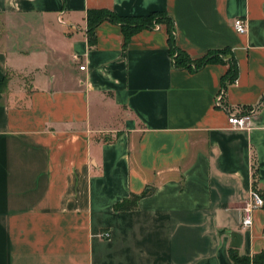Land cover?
Returning <instances> with one entry per match:
<instances>
[{
	"label": "crops",
	"instance_id": "1",
	"mask_svg": "<svg viewBox=\"0 0 264 264\" xmlns=\"http://www.w3.org/2000/svg\"><path fill=\"white\" fill-rule=\"evenodd\" d=\"M91 9L168 13L194 60L230 50L225 108L227 63L176 67L163 24L124 45L105 20L92 44ZM0 17V264H237L231 249L264 252V209L242 225L252 190L264 194V0H0ZM252 106L248 128L229 123ZM148 188L137 209L115 210Z\"/></svg>",
	"mask_w": 264,
	"mask_h": 264
},
{
	"label": "trees",
	"instance_id": "2",
	"mask_svg": "<svg viewBox=\"0 0 264 264\" xmlns=\"http://www.w3.org/2000/svg\"><path fill=\"white\" fill-rule=\"evenodd\" d=\"M88 31L90 42L93 44L95 29L99 23L109 20L121 25L125 36V44L127 45L130 38L138 31L144 28H156L163 24L167 28L170 52L173 63L178 68H188L198 70L204 65L213 62H222L229 65L228 71L223 77L222 89L226 91L228 84L234 83L238 78V66L234 54L228 49H216L208 52L206 56L199 60H194L183 52L175 42V24L171 15L165 12H153L149 15L142 16H121L109 9H91L87 14ZM6 83V78L0 82V85ZM264 102L262 98L260 105ZM256 178V177H255ZM154 189L148 188L142 193H132L128 198L118 202L115 210H135L139 206V202L143 197L152 194ZM231 258L237 264H264V252L256 254L253 258L241 257L234 249H231Z\"/></svg>",
	"mask_w": 264,
	"mask_h": 264
},
{
	"label": "built area",
	"instance_id": "3",
	"mask_svg": "<svg viewBox=\"0 0 264 264\" xmlns=\"http://www.w3.org/2000/svg\"><path fill=\"white\" fill-rule=\"evenodd\" d=\"M236 30L239 33H245L247 31V26L245 20L242 18H237L234 24ZM85 66L82 65L81 69H84ZM217 107L225 108V91L222 89L218 96L216 97L215 102ZM258 111V106H252L248 110L240 114H232L229 116V123L240 129L248 128L250 125V120L252 116ZM261 208L264 209V194L257 189L252 190L250 200L243 207V217L242 225L244 228H249L253 224V211L254 209ZM104 236H108V232L103 233Z\"/></svg>",
	"mask_w": 264,
	"mask_h": 264
},
{
	"label": "rangeland",
	"instance_id": "4",
	"mask_svg": "<svg viewBox=\"0 0 264 264\" xmlns=\"http://www.w3.org/2000/svg\"><path fill=\"white\" fill-rule=\"evenodd\" d=\"M3 21H2V18L0 17V26L2 25ZM14 78L17 82V86L20 85V84H23L25 81H28V76H24V74L22 75H14Z\"/></svg>",
	"mask_w": 264,
	"mask_h": 264
}]
</instances>
